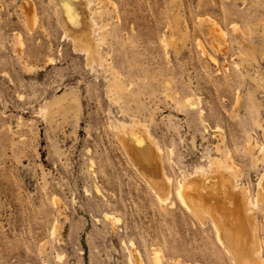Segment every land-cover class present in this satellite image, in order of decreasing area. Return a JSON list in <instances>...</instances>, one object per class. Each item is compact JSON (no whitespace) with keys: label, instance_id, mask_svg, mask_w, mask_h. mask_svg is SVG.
I'll return each instance as SVG.
<instances>
[{"label":"rangeland","instance_id":"rangeland-1","mask_svg":"<svg viewBox=\"0 0 264 264\" xmlns=\"http://www.w3.org/2000/svg\"><path fill=\"white\" fill-rule=\"evenodd\" d=\"M58 1L0 0V264H135L133 247L144 264L155 251L163 264H239L212 219L173 188L211 157L257 192L264 0H89L103 60L92 65L71 38L73 16L88 21L82 5ZM116 119L139 120L134 142L162 149L174 178L166 201L124 149ZM253 210L264 264V210Z\"/></svg>","mask_w":264,"mask_h":264},{"label":"bare ground","instance_id":"bare-ground-1","mask_svg":"<svg viewBox=\"0 0 264 264\" xmlns=\"http://www.w3.org/2000/svg\"><path fill=\"white\" fill-rule=\"evenodd\" d=\"M91 2L92 1L89 0H79L80 5H82L81 8L80 6L79 8L87 15L88 18V21H84V23L86 22L85 24L80 23V20L76 21V19H74L75 15L73 16L72 13L74 12L75 8L71 7V4H69L68 1H66L64 6L65 8L62 11L66 12V15L69 14L73 16L71 23H73L76 29V34L71 38L74 39L77 48L85 51L84 53L86 54L87 60L92 65L95 63L101 64L103 60L98 48L99 39L95 38L99 34L94 36L95 32L93 25L95 20L93 17L94 10L90 8V4H92ZM34 13L33 15H35ZM33 19H36V17ZM81 22H83V20H81ZM64 23V25H66L68 22L64 21ZM213 23L211 26L214 27ZM214 24L215 27L213 29L214 31L212 35L214 32L222 34L223 27L221 28L218 22H215ZM70 28L72 29V32L70 31L71 34L69 31L66 32L69 33V35H72L74 31L72 26ZM211 37H213V42L224 51L225 46L221 45L222 43H220L223 40L220 35H213ZM197 43L198 46L203 50L200 39H198ZM120 88L121 86L118 83H114L110 86V88H107L108 94L113 96L115 91ZM137 121L135 120L132 123L131 121L127 123L124 120L116 119L115 121H112L110 125H112L114 130L118 132L124 149L133 160L136 167L148 179L149 184L157 194V198H159V200L162 202L166 201L170 197L169 195L171 194V191L169 190V186L174 185V178L168 172L163 173L162 171L160 160L162 149L156 144L157 142L153 143L151 141L148 145L146 144L143 146L139 142H134V130L137 128V126L136 128L133 126L138 123ZM141 124L139 126H141ZM143 125L146 127L145 124ZM144 126L143 128L146 129ZM148 132L150 131L147 130L146 134L150 137V133ZM144 140L146 139L144 138ZM256 147L259 154L262 156L261 161L263 162L264 166V142L258 143L257 141ZM225 165L227 164H225L223 159L221 160L220 158L211 157L208 158V164L206 167L203 165L197 166L192 173L183 174L182 178L176 180L173 188L174 194L178 201L182 203V205L187 206V209H192L198 216H200V218L209 216L212 219L214 224L213 226L215 227L219 239L226 242L239 264H256L255 259H258V256H260L259 252L262 246L260 245V237H258L256 233L258 220L257 222L254 221L255 215L253 217L252 211H254L253 209L259 206H262L264 210V173H262L258 181L256 194L252 195L249 188H244L246 186L240 188L241 186H239L237 183L236 175H232L231 173L229 175V171L227 172L229 176L225 174V169H229L226 168ZM233 172L234 171H232V173ZM106 217L114 223L120 221L118 216L110 212L106 213ZM131 245L133 247V242H131ZM131 251V262H133L132 259L134 258L136 259L135 264H144V262L140 260V255L138 253L135 255L134 251H137L134 250V247L133 250L131 249ZM155 253L156 257L154 256ZM155 253H153V257H155V264H163L162 258L160 257L162 252L159 255L157 251H155ZM174 264H179V261L174 262Z\"/></svg>","mask_w":264,"mask_h":264}]
</instances>
